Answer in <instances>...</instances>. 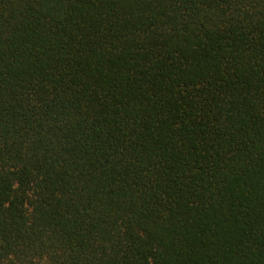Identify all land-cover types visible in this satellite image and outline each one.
<instances>
[{
  "label": "trees",
  "instance_id": "16d2710c",
  "mask_svg": "<svg viewBox=\"0 0 264 264\" xmlns=\"http://www.w3.org/2000/svg\"><path fill=\"white\" fill-rule=\"evenodd\" d=\"M0 264H264V0H0Z\"/></svg>",
  "mask_w": 264,
  "mask_h": 264
}]
</instances>
